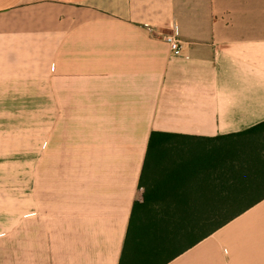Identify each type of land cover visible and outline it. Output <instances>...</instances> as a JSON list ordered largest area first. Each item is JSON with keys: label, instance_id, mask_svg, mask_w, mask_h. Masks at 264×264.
Instances as JSON below:
<instances>
[{"label": "crops", "instance_id": "1", "mask_svg": "<svg viewBox=\"0 0 264 264\" xmlns=\"http://www.w3.org/2000/svg\"><path fill=\"white\" fill-rule=\"evenodd\" d=\"M262 122L264 0H0V264H119L152 132ZM168 264H264V200Z\"/></svg>", "mask_w": 264, "mask_h": 264}, {"label": "trees", "instance_id": "2", "mask_svg": "<svg viewBox=\"0 0 264 264\" xmlns=\"http://www.w3.org/2000/svg\"><path fill=\"white\" fill-rule=\"evenodd\" d=\"M262 200L264 122L216 138L152 132L119 264H168Z\"/></svg>", "mask_w": 264, "mask_h": 264}, {"label": "built area", "instance_id": "3", "mask_svg": "<svg viewBox=\"0 0 264 264\" xmlns=\"http://www.w3.org/2000/svg\"><path fill=\"white\" fill-rule=\"evenodd\" d=\"M163 38L169 44L173 56L183 55L184 43L176 33L165 34Z\"/></svg>", "mask_w": 264, "mask_h": 264}]
</instances>
